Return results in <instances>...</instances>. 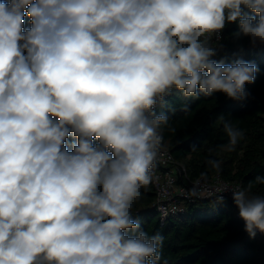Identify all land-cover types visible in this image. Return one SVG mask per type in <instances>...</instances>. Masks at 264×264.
Listing matches in <instances>:
<instances>
[{
    "label": "clouds",
    "instance_id": "1",
    "mask_svg": "<svg viewBox=\"0 0 264 264\" xmlns=\"http://www.w3.org/2000/svg\"><path fill=\"white\" fill-rule=\"evenodd\" d=\"M237 21L264 44V0H0V264H159L163 236L132 213L169 120L155 107L174 88L248 97L257 66L210 42ZM231 196L264 235V197Z\"/></svg>",
    "mask_w": 264,
    "mask_h": 264
},
{
    "label": "trees",
    "instance_id": "2",
    "mask_svg": "<svg viewBox=\"0 0 264 264\" xmlns=\"http://www.w3.org/2000/svg\"><path fill=\"white\" fill-rule=\"evenodd\" d=\"M30 26L25 16L24 29ZM217 48L213 57L217 62L243 59L257 66L254 83L245 85L248 97L231 100L216 92L192 98L174 88L155 108L157 114L169 117L157 129L159 146L166 147L193 179H210L219 173L223 179L239 181L249 197H264V184L255 182V177L264 176V44L253 45L250 37L240 34L237 21L226 23ZM221 115L243 133L235 150H228ZM75 142L76 137L67 138L69 151ZM213 160L219 162V169L209 163ZM140 191L133 203V219L139 220L149 236H163L159 264H264L262 239L257 235L249 238L229 199L223 203L217 198L197 199L184 212L162 219L154 206L152 183Z\"/></svg>",
    "mask_w": 264,
    "mask_h": 264
},
{
    "label": "built area",
    "instance_id": "3",
    "mask_svg": "<svg viewBox=\"0 0 264 264\" xmlns=\"http://www.w3.org/2000/svg\"><path fill=\"white\" fill-rule=\"evenodd\" d=\"M222 31L223 29L219 33V39L216 35L210 37L213 46L219 47L221 45ZM150 172L155 193L154 206L162 219L184 212L187 204L197 199L217 198L223 194L233 203L231 191L242 190L239 181L223 179L219 173L213 174L210 179L204 177L191 178L185 166L176 161L166 147L159 145L157 157ZM226 189L228 191H225ZM235 217L240 218L237 208ZM257 236L262 239L264 245V235L257 233Z\"/></svg>",
    "mask_w": 264,
    "mask_h": 264
},
{
    "label": "water",
    "instance_id": "4",
    "mask_svg": "<svg viewBox=\"0 0 264 264\" xmlns=\"http://www.w3.org/2000/svg\"><path fill=\"white\" fill-rule=\"evenodd\" d=\"M232 203V202H231ZM233 204V203H232Z\"/></svg>",
    "mask_w": 264,
    "mask_h": 264
}]
</instances>
